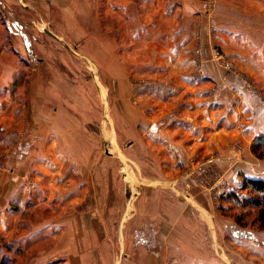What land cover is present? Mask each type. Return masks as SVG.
Listing matches in <instances>:
<instances>
[{"label":"rangeland","instance_id":"1","mask_svg":"<svg viewBox=\"0 0 264 264\" xmlns=\"http://www.w3.org/2000/svg\"><path fill=\"white\" fill-rule=\"evenodd\" d=\"M1 10L22 57L0 114V264H141L144 233L168 264L181 239L260 262L239 239L264 240L240 189L264 178V0Z\"/></svg>","mask_w":264,"mask_h":264},{"label":"crops","instance_id":"2","mask_svg":"<svg viewBox=\"0 0 264 264\" xmlns=\"http://www.w3.org/2000/svg\"><path fill=\"white\" fill-rule=\"evenodd\" d=\"M2 0H0V19L2 18L4 10H1ZM9 28V30L7 29ZM11 32V34H15L14 28L4 27L2 21L0 20V114L4 111V97H10V94H13L14 89L12 90L10 82H14V74L19 70L18 65L21 61V51L19 46L13 41L9 42V39L3 36L5 31ZM4 32V33H3ZM26 45H28L25 42ZM29 47H27L29 51ZM16 63V64H15ZM7 95H6V94ZM17 105V103H15ZM2 118H0V121ZM4 123V122H1ZM3 128V124H2ZM10 127H7L9 129ZM239 173V171H238ZM3 174V172H2ZM1 174V175H2ZM240 175V173H239ZM252 177V176H250ZM260 179H264L263 177H258ZM236 182L238 181L236 178L234 179ZM242 183V182H241ZM241 187V185H240ZM16 192V187H15ZM181 232V231H180ZM198 231H196V234ZM182 235V233H180ZM140 236V235H139ZM137 241H139L137 239ZM239 242H242V247H244V251L247 254H251V260L257 259L260 262L258 264H264V240L262 241L256 232L251 231L246 237L239 239ZM140 246L142 247V258L140 257L141 264H168L167 258L170 256L168 252H166L163 248L161 250V241L158 239V235H153L148 233H144L140 237ZM163 243V242H162ZM199 243L194 242V245L191 246L190 242L185 243L184 239L179 241V244H173L176 246L180 253L178 254L179 259L174 264H214L212 259L210 260L207 256L209 253L207 251H198ZM160 248V249H159ZM175 255V254H174ZM143 260V262H142ZM130 260L128 259L126 264H129ZM251 264V261L247 262ZM254 263V262H252ZM216 264V263H215Z\"/></svg>","mask_w":264,"mask_h":264},{"label":"trees","instance_id":"3","mask_svg":"<svg viewBox=\"0 0 264 264\" xmlns=\"http://www.w3.org/2000/svg\"><path fill=\"white\" fill-rule=\"evenodd\" d=\"M252 149L259 158H264V133L256 137ZM240 189H249L251 193L244 197L242 205L258 209V219L260 224L264 225V179L245 176Z\"/></svg>","mask_w":264,"mask_h":264},{"label":"built area","instance_id":"4","mask_svg":"<svg viewBox=\"0 0 264 264\" xmlns=\"http://www.w3.org/2000/svg\"><path fill=\"white\" fill-rule=\"evenodd\" d=\"M224 195H227V193H226V192H224Z\"/></svg>","mask_w":264,"mask_h":264}]
</instances>
